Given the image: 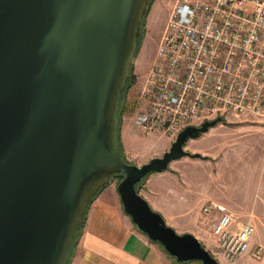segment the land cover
<instances>
[{"label": "water", "instance_id": "1", "mask_svg": "<svg viewBox=\"0 0 264 264\" xmlns=\"http://www.w3.org/2000/svg\"><path fill=\"white\" fill-rule=\"evenodd\" d=\"M148 0H0V264H68L95 193L112 176L136 227L177 261L219 264L137 189L221 121L186 125L161 155H120L121 90Z\"/></svg>", "mask_w": 264, "mask_h": 264}, {"label": "built area", "instance_id": "2", "mask_svg": "<svg viewBox=\"0 0 264 264\" xmlns=\"http://www.w3.org/2000/svg\"><path fill=\"white\" fill-rule=\"evenodd\" d=\"M139 97L135 125L172 137L218 116L264 117V0H173ZM201 212L215 253L236 263L255 233L253 211L209 199Z\"/></svg>", "mask_w": 264, "mask_h": 264}, {"label": "rangeland", "instance_id": "3", "mask_svg": "<svg viewBox=\"0 0 264 264\" xmlns=\"http://www.w3.org/2000/svg\"><path fill=\"white\" fill-rule=\"evenodd\" d=\"M172 1L152 0L150 2L141 26L136 57L131 63V77L122 93L123 104L119 111L118 131L121 152L127 160L137 164L147 161L152 156L161 155L174 139L161 129L145 130L134 123L135 114L144 107L139 97L143 76L154 58ZM125 129L126 139L122 133ZM185 148L191 151H199L197 148L205 150L200 151L202 156L199 157L182 156L172 159L162 170L174 173L170 176L171 178L162 179L166 189L171 187L174 181L178 182V179L184 181V175L191 173L193 186L203 189L206 196L215 197L236 207L239 213L246 210L242 207H246V203H250L254 196L259 198L260 195L264 199V175L261 172L264 162V120H239L228 115L226 120L217 122L198 137L187 139ZM124 150L127 151L126 155ZM154 173L158 172L151 171L147 177ZM116 179H120V176L116 175ZM142 182L143 180L139 186ZM184 187L175 188L174 198L184 199V206L181 208L188 207L195 211V204L200 195L192 194ZM254 234L256 237L257 233ZM203 241L201 243L205 247L209 246L207 248L218 259L219 264H229L215 253L213 242L206 239ZM262 255L263 253L256 258L260 259ZM245 258L246 262L242 264H257L256 259L248 258V256H244L239 262Z\"/></svg>", "mask_w": 264, "mask_h": 264}, {"label": "crops", "instance_id": "4", "mask_svg": "<svg viewBox=\"0 0 264 264\" xmlns=\"http://www.w3.org/2000/svg\"><path fill=\"white\" fill-rule=\"evenodd\" d=\"M251 119L264 120V117ZM125 132L126 129L122 132L126 139ZM197 149L199 153L205 150L204 148ZM126 152L124 150L125 155ZM206 155L203 156L206 157ZM156 172L158 173L148 177L146 175L143 178V182L138 186V192L147 199L153 209L162 214L167 224L178 232H191L202 242H204L203 239L213 242L207 227L208 220L201 212V206L209 199L218 200L239 212L236 207L215 197L206 196L203 189L193 186L191 173L184 175V181L178 179L176 183L175 181L174 183L170 182L171 187L166 189V184L162 179L167 180L174 173L162 170ZM118 180L116 175L112 176L111 180L90 202L79 235L73 243L71 259L68 264H200L197 260H175L160 243L152 240L145 232L136 227L131 216L123 209L117 191ZM176 187H184L192 194L200 195L195 204V211L188 207L181 208L184 206V199L176 200L174 198ZM261 197L260 195L259 198L254 196L250 203H246V207H242L246 208L243 212L251 210L255 214V233L257 236L254 237L255 234L253 235L250 240V248L234 264L246 262V258L239 262L244 256L256 259L257 264H264V241H262L264 239V199ZM257 244H261L263 247V255L260 259L251 254V250ZM207 247L209 248V246Z\"/></svg>", "mask_w": 264, "mask_h": 264}, {"label": "trees", "instance_id": "5", "mask_svg": "<svg viewBox=\"0 0 264 264\" xmlns=\"http://www.w3.org/2000/svg\"><path fill=\"white\" fill-rule=\"evenodd\" d=\"M152 0H148V3H147V6H146V8H145V10H144V13H143V17H142V20H141V23H140V29H139V34H138V40H137V47H136V53H137V49H138V45H139V38H140V30H141V26H142V24L144 23V17H145V15H146V12H147V10H148V7H149V4H150V2H151ZM131 71H132V64H130V66H129V75H128V77H127V79H126V83H125V85H124V87L122 88V90H121V98H120V107H119V110H118V116H119V111H120V108H121V105L123 104V90L127 87V85H128V82H129V79H130V77H131ZM119 121H120V116H119ZM119 124H120V122H119ZM118 131H119V125H118ZM118 136H119V133H118ZM119 148H120V155H122L123 157H124V155L121 153V146H120V140H119ZM141 182V181H140ZM140 182L137 184V189H138V186H139V184H140ZM105 186V185H104ZM103 188V186L95 193V195L92 197V199L96 196V194L101 190ZM92 199H91V201H92ZM90 201V202H91ZM85 214H86V212L84 213V218H85ZM83 222H84V219L82 220V222L80 223V225H79V232H80V228H81V226H82V224H83ZM77 238V237H76ZM76 238H75V240H76ZM70 261V260H69ZM68 261V262H69ZM197 261H199V260H197Z\"/></svg>", "mask_w": 264, "mask_h": 264}]
</instances>
